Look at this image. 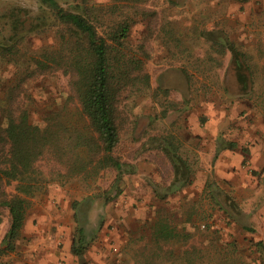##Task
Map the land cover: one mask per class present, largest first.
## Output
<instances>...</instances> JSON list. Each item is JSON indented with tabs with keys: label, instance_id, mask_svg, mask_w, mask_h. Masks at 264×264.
I'll return each instance as SVG.
<instances>
[{
	"label": "rangeland",
	"instance_id": "374dc122",
	"mask_svg": "<svg viewBox=\"0 0 264 264\" xmlns=\"http://www.w3.org/2000/svg\"><path fill=\"white\" fill-rule=\"evenodd\" d=\"M57 1L68 10L118 5L120 12L139 17L142 14H135L139 10L155 12L134 26L124 49L127 57L143 60L151 87L139 91L129 85L117 94L120 142L114 155L124 162L120 178L112 167L88 178L68 173L47 152L32 172L1 183L0 199L14 196L17 186L24 185L22 194L30 204L16 248L0 253V264H144L155 249L149 227L142 230L144 223L159 210L175 224L182 222L177 211L181 199L177 196L175 204L172 198L182 182L176 181L175 162L169 155L186 160L193 170L201 168L189 148L190 141L202 139L194 138L193 129L243 123L256 129L244 134L246 139L264 144V0ZM100 16L97 25L102 33L118 19ZM56 31L41 0H0V127L9 114L24 112L39 124L55 116L67 125L85 126L72 75L54 61L64 52ZM232 44L239 53L231 51ZM35 58L46 65L37 66ZM178 166L180 178L183 170ZM246 166L249 173L264 172L262 167ZM215 177L217 181L210 180L205 189L232 214L208 202L191 212L199 224L185 228L193 238L181 249L192 250L188 257L195 261L177 264H264V239L257 238L254 227L250 231L230 223L229 218L237 216L240 223L251 224L235 199L236 190L221 192L218 182H225ZM263 196L255 201L260 211ZM74 210L87 236L81 257L64 253L78 227ZM9 226V209L2 205L0 245ZM208 229L221 233L202 242ZM114 244L118 252L113 251ZM160 259L149 264H174L169 258Z\"/></svg>",
	"mask_w": 264,
	"mask_h": 264
},
{
	"label": "trees",
	"instance_id": "16d2710c",
	"mask_svg": "<svg viewBox=\"0 0 264 264\" xmlns=\"http://www.w3.org/2000/svg\"><path fill=\"white\" fill-rule=\"evenodd\" d=\"M41 2L48 7L53 17L58 44L64 49L61 58L54 57V61L72 75L71 84L80 110L86 117V124L81 128L70 126L55 116H49L45 124H39L30 119L28 112L20 116L9 114L6 125L0 127V186L5 179L18 180L32 172L35 162L47 152H51L67 167L68 173L88 178L104 168L112 167L117 170L118 179L124 169V162L114 155L120 142L116 120L117 94L129 85L137 86L139 91L145 86L151 87L150 75L144 69L143 60L127 57L124 49L134 26L155 12L151 14L139 10L135 13L142 14L139 17L125 11L120 12L118 5L68 10L57 0ZM100 12L118 17L103 29V33L97 25ZM26 32L28 29H25L24 34ZM230 49L235 54L239 53L234 44ZM34 60L37 66L44 65V61L37 58ZM169 156L175 162L176 181L182 182V185L191 183L193 172L187 161L175 154ZM178 163L183 170L180 178ZM25 189L26 186L18 185L14 196L0 199V207L6 206L10 213V226L0 245V253L16 248L15 242L22 232L30 204L29 199L22 194ZM78 205L75 203L74 208L78 209ZM75 218L78 227L72 240L71 253L81 257L87 248V236L80 223L78 210H75ZM148 221L144 223L142 230L149 227V241L155 249L144 264L158 258H169L174 264L180 260L192 263L195 261L188 257L193 253L192 250L181 249L193 238L191 231L179 228L160 210L156 217ZM246 229L254 230L252 227ZM216 234L218 232L215 236ZM257 244L261 246L262 241ZM261 249L264 257V247L261 246Z\"/></svg>",
	"mask_w": 264,
	"mask_h": 264
},
{
	"label": "crops",
	"instance_id": "0c3cea01",
	"mask_svg": "<svg viewBox=\"0 0 264 264\" xmlns=\"http://www.w3.org/2000/svg\"><path fill=\"white\" fill-rule=\"evenodd\" d=\"M224 115V110H221V116ZM193 130L194 138L200 136L202 139L190 141L189 148L193 151L195 158L199 160L201 168L191 169L193 172L191 175L192 182L180 186L177 194L175 193L173 197L170 196L175 204L177 196L181 199L180 208L177 211L182 217V222L176 225L179 228H191L192 225L198 226V220L193 218L190 213L196 212L207 202L212 206L219 204L210 193V189H205L207 182L210 184L211 181H217L215 177L217 176L225 182H218L221 192L236 190L235 199L241 206L242 212L247 214V218L251 222L250 225L240 223V218L233 216V218H229L230 223L240 225L243 228L254 227L257 230V238L264 239V211H260L259 205L255 203L256 200H261L260 194L264 195V172L255 175L246 171L247 164L254 169L264 168V144L256 143L254 140L251 142V139H246V136H244L248 131V134H251L256 129L245 126L243 123L234 125L219 123L218 125L207 124L198 128L195 127ZM202 179L204 180L203 183ZM194 184H198V187L195 188ZM149 200H151V196L142 203L146 205ZM221 203L219 204L221 211L230 213L223 205L224 202ZM207 232L208 234L201 240L202 242L210 240V237H214L217 231L208 229ZM220 233L221 231H218V234ZM71 245L72 240L65 246L64 253L72 255ZM118 250L119 247L114 244L113 251L118 252Z\"/></svg>",
	"mask_w": 264,
	"mask_h": 264
}]
</instances>
